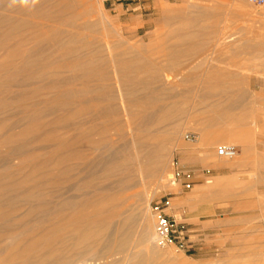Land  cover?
<instances>
[{
	"label": "bare ground",
	"instance_id": "6f19581e",
	"mask_svg": "<svg viewBox=\"0 0 264 264\" xmlns=\"http://www.w3.org/2000/svg\"><path fill=\"white\" fill-rule=\"evenodd\" d=\"M86 1L0 0V157L13 165L0 175V264H70L73 257L87 255L70 251L73 243L81 249L102 237L107 246L119 240L123 249L125 202L116 194L95 190L90 195L85 189L96 179L100 184L115 177L117 188L128 192L140 186L137 196L143 197V188L166 173L169 145H182V129L171 131L169 124L184 111L175 104L190 90L171 97L172 87L161 83L166 70L149 53L116 52L107 42L110 57L101 58L88 40L93 23L85 19L97 4ZM78 21L85 26L76 28ZM107 63L116 67L109 70ZM19 78L37 83L14 90ZM231 87L200 84L195 94L212 101ZM236 101L217 99L212 103L230 105L224 109L216 103L199 114L230 115L240 109L232 105ZM119 140L127 147L116 148ZM96 165L101 168L93 171ZM70 191L75 196L65 197ZM147 207L140 214L142 237L154 241ZM30 220L39 221L22 227ZM112 227L118 228L103 235Z\"/></svg>",
	"mask_w": 264,
	"mask_h": 264
},
{
	"label": "rangeland",
	"instance_id": "374dc122",
	"mask_svg": "<svg viewBox=\"0 0 264 264\" xmlns=\"http://www.w3.org/2000/svg\"><path fill=\"white\" fill-rule=\"evenodd\" d=\"M92 1L97 5L93 14L85 17L93 23L87 34H90L88 40L93 50L100 52L101 58L108 60L110 57L111 48H105L107 42L116 52L133 50L149 53L153 63L160 61L159 64L165 68L162 76L168 78L161 83L172 87L171 97L181 91L190 92L185 93L180 104H175L181 105L184 111L176 112L175 120L169 124L171 131V128L175 131L182 129L179 142L182 145L175 149L174 145H169L166 173L143 188V197L137 196L142 190L140 186L128 192L117 188L119 180L115 177L102 181L103 185L96 179L90 188L85 189L90 195L98 190L123 199L122 208L126 212L123 217L128 218L124 227L125 237L128 236L125 247L119 248V240H113L107 246L103 237L84 249L73 243L68 248L70 251L75 254L86 251L87 255L84 258L73 257L70 264H264V4L256 5L248 0L86 2ZM84 26L82 21H78L75 27ZM162 51L164 55L160 53ZM105 67L112 70L116 65L111 63L110 67L107 63ZM28 83L36 84L37 81L25 82L19 78L12 86L14 90L23 89ZM211 83L232 85L228 95L220 93V90L212 101L237 100L232 105L240 109L221 117L215 114L211 117L209 112L199 114V111L217 103L204 101L195 94L200 84ZM229 105L217 103L218 108L225 109ZM240 114L242 116L239 117ZM122 117L125 121L126 117L123 114ZM221 126L239 127L242 134H211L203 141L201 136L204 132L201 133L200 128ZM189 134H195L197 138L189 141L186 139ZM113 138L117 139L116 136ZM127 145L123 140L115 144L118 149ZM222 145L237 147V157L232 160L217 155L211 160L206 157L209 148L216 153ZM30 149L34 151L35 145ZM198 152L200 166L196 167L193 157ZM4 160L0 157L1 176L13 168L9 161ZM96 166L95 170H90H100L101 166ZM176 167L193 173L191 189H185L183 181L174 185ZM67 185L71 189L72 184ZM74 194L70 191L64 196L69 198ZM4 197L11 198L8 194ZM166 198L172 204L170 215L187 231L189 247L186 250H178L173 245L162 248L155 244V240L151 241L152 238L146 240L142 237L140 218L144 204L148 205L147 215L153 221L152 237L155 238V219L150 208L153 203ZM206 206L213 208L210 214L199 212ZM180 210H185V218ZM195 212H199L197 218H200V223L215 227H194ZM38 221L30 220L29 226L22 227H34ZM119 222L116 221V225ZM116 228L103 231V235L115 232ZM111 250H114L112 255L100 257ZM93 253H99V256L93 258Z\"/></svg>",
	"mask_w": 264,
	"mask_h": 264
},
{
	"label": "built area",
	"instance_id": "2783aa9c",
	"mask_svg": "<svg viewBox=\"0 0 264 264\" xmlns=\"http://www.w3.org/2000/svg\"><path fill=\"white\" fill-rule=\"evenodd\" d=\"M122 2H128L131 0H120ZM250 3L256 5H263L264 0H248ZM195 134H189L186 139L194 141L196 139ZM238 155V149L232 145H222L217 149V156L223 159L232 160ZM183 181L182 186L185 189L192 188L193 173L190 171L181 170L176 167L174 173V185ZM172 208V204L169 199L164 201L155 202L151 205V212L155 219V244L159 247L165 248L168 246H176L178 250H186L189 247L187 242V231L182 223L176 221L169 211Z\"/></svg>",
	"mask_w": 264,
	"mask_h": 264
},
{
	"label": "crops",
	"instance_id": "0c3cea01",
	"mask_svg": "<svg viewBox=\"0 0 264 264\" xmlns=\"http://www.w3.org/2000/svg\"><path fill=\"white\" fill-rule=\"evenodd\" d=\"M263 39H264V37H262ZM251 49H252V47H251ZM219 72V71H218ZM200 129H202V131L204 132V133H206V134H219V133H222V134H226V135H238V134H242V132L241 131H239L241 128H239V127H234V128H232V127H224V126H221V127H211V128H205V127H202V128H200ZM205 130V131H204ZM199 134H200V132H199ZM201 135V134H200ZM215 155H217V150H216V153H215V150L213 149V148H209L207 151H206V157L208 158V159H213L214 157H215ZM194 161H195V165H196V167H199L200 166V164H199V159H200V155H199V152L198 153H196L195 155H194ZM201 178V176H199V178L198 179H200ZM200 181V180H199ZM201 186V185H200ZM201 189V188H200ZM197 190H199V189H197ZM197 190L195 191V192H197ZM181 198H184V197H181ZM176 200L177 199H179V198H175ZM213 210V208L211 207V206H206L205 208H203L201 211H199V212H201V213H203V214H210V212ZM199 212H195L196 214L194 215L195 217V225H194V227H215V225H210V224H208V223H200V218L198 217L197 218V213H199ZM180 213H182L183 214V217L185 218V210H180ZM199 236V235H198Z\"/></svg>",
	"mask_w": 264,
	"mask_h": 264
},
{
	"label": "clouds",
	"instance_id": "9594fccd",
	"mask_svg": "<svg viewBox=\"0 0 264 264\" xmlns=\"http://www.w3.org/2000/svg\"><path fill=\"white\" fill-rule=\"evenodd\" d=\"M23 3H27V0H22Z\"/></svg>",
	"mask_w": 264,
	"mask_h": 264
}]
</instances>
